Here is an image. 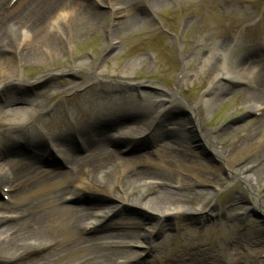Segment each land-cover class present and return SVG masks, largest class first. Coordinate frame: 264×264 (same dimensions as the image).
<instances>
[{
    "label": "bare ground",
    "instance_id": "6f19581e",
    "mask_svg": "<svg viewBox=\"0 0 264 264\" xmlns=\"http://www.w3.org/2000/svg\"><path fill=\"white\" fill-rule=\"evenodd\" d=\"M4 1L0 0V110L5 126L0 131V186L6 184L5 194L17 207L6 215H0V218H8L7 222H0V257L8 259L20 255L29 244L35 249L39 246L32 241L36 239L35 235L29 232V228L25 229L26 224L22 222L31 220L30 230H33L43 215L40 212L27 214L26 208L35 206H18L23 202L20 195L27 190L53 189L56 192L53 203L60 207L70 226L77 229L75 236L81 238L82 244L95 248L96 251L91 253L103 250L97 245L108 247L103 252L104 257L114 253L127 254L129 245L141 246L139 237L148 239L176 227L186 231L188 226L184 219L189 221L196 216L197 220L204 219L207 200L199 201V198L205 191L210 192L219 177L215 169L195 155L188 143L193 137L201 138L203 142L205 138L203 133L195 134L200 126L195 113L197 105L190 107L191 116L184 122L175 118L168 123L164 118V110L179 102L177 92L168 94L158 89L157 94L151 95L142 92L137 84L109 90L95 88L92 93L100 99L99 102L90 105L79 102L67 108L65 114L52 118L50 115L56 103L43 106L49 97L68 91H78L86 97L91 95L88 94L90 88L102 79L103 73L97 70L96 65L84 79L81 78L77 71L84 67L85 60L72 62L60 69L58 72L63 77L58 87L48 92L39 87L31 100L15 98L6 91L9 85L20 84L16 75L19 66L41 60L45 54L54 56L60 53V43L65 35L93 29L104 17L108 21L107 28L113 25V31L132 29L148 20L152 12L170 0H106L110 9L108 14L97 9L99 1L94 0L82 4L75 0H18L11 8L2 7L6 3ZM59 10L61 12L56 13ZM116 10L120 18L113 21L112 13ZM45 16L49 17L45 20ZM220 40L219 44L225 45L226 49L200 46L199 68L219 65L209 81V89L236 78L228 67L236 41L226 42V37ZM237 40L241 41L242 36ZM258 42L264 45V38ZM105 43L108 47L114 45L110 35ZM52 76L50 73L40 81H48ZM251 97L264 98V75L251 92ZM209 101L210 98H205L200 102L207 104ZM33 103L39 106H33ZM145 105L150 107V111L148 117L142 119V110L148 109ZM3 107L6 108L2 110ZM247 107L252 111L258 110L250 103ZM77 113H83L85 119L78 120ZM45 117H49L47 122L43 120ZM129 117L135 120L123 123ZM263 121L264 108L252 124H248L252 133L245 136L243 142L252 144L256 134L254 129L263 126ZM57 123L62 125L60 130L47 131L50 124L56 126ZM146 146L157 152L153 158L148 157L150 150L145 149ZM211 148L219 160L224 159L222 166L227 173H245L243 178L248 183L249 176H257V165L232 161L224 156L220 147L214 145ZM79 149L83 153H79ZM136 150L139 152H134ZM128 151L131 154L123 155ZM259 155L264 159V150ZM54 156L60 162L58 167L39 165L41 160ZM10 159L15 162L8 165ZM84 192L95 196L96 201L100 195L106 197L109 203L75 204V199ZM237 199L224 206V211L234 212L238 206ZM131 211L135 216L126 217ZM145 223L149 227L144 230ZM94 232L96 234L84 235ZM54 248V245L50 246L29 261L49 258L48 253ZM146 248L151 249L152 244ZM217 253L215 244L211 242L195 243L185 254L189 258L188 264H204L206 257ZM133 258L131 256L127 260ZM127 260H113L112 263L120 264ZM254 264L258 262L255 260Z\"/></svg>",
    "mask_w": 264,
    "mask_h": 264
},
{
    "label": "rangeland",
    "instance_id": "374dc122",
    "mask_svg": "<svg viewBox=\"0 0 264 264\" xmlns=\"http://www.w3.org/2000/svg\"><path fill=\"white\" fill-rule=\"evenodd\" d=\"M17 1L5 0L2 7L11 8ZM75 1L82 4L87 0ZM97 1V9L108 14L110 9L106 0H94ZM59 12L61 10L56 13ZM112 14L113 21L120 18L117 10ZM48 17L45 16V20ZM104 18L93 29L65 35L57 55L45 54L41 60L19 66L16 75L20 84L9 85L6 91L15 98L31 100L39 87H44L46 92L58 87L63 77L58 72L60 69L70 66L72 62L85 60L84 67L77 71L81 78L84 79L96 65L97 70L103 73L102 79L90 88L88 94L91 95L86 97L78 91L60 92L49 97L43 106L56 103L50 115L52 118L65 114L67 108L79 102L89 105L99 102L100 99L92 93L95 88L109 90L116 86L137 84L142 92L151 95L157 94L158 89L168 94L177 92L180 100L164 110V118L168 123L175 118L184 122L191 116L190 107L197 105L195 113L200 126L195 134H205V143L197 137L188 140V143L195 155L215 169L219 177L212 184L210 192L205 191L199 198V201L207 200L206 216L199 220L197 216L189 221L184 219L183 222L188 226L186 231L176 227L148 239L139 237L141 246L134 243L128 246L127 254L114 253L104 257L103 252L108 247L97 245L103 250L91 253L96 251L95 248L82 244L81 238L76 237L77 229L70 226L60 207L53 203L56 193L53 189L27 190L20 195L23 202L18 206H35L33 209L26 208L27 214L40 212L43 215L42 221L33 230H30L31 220L22 222L26 224L25 229L29 228V232L35 235L36 239L32 241H36L39 246L35 249L29 244L20 255L8 259L0 257V264H113V260H127L131 256L134 257L132 260L120 264H188L189 258L185 253L195 243L211 242L215 244L218 255L206 257L204 264H254L255 260L258 264H264V159L259 155L264 150V121L263 126L255 127L252 144L243 142L244 137L251 132L248 124H252L264 108V98L251 97V92L264 75V45L258 42L264 38V0H170L152 12L145 22L120 31H113V25L107 28L108 21ZM109 35L114 42L112 47L105 43ZM238 36H242L241 41L237 40ZM223 37L227 38L226 42L236 41L228 59L229 70L234 72L236 78L209 89V81L219 65L200 69V46L212 45L216 49H226L225 45L218 42ZM50 73H53L52 79L40 81L50 76ZM205 98H210V101L201 103ZM249 103L253 107L257 106L258 110H249ZM32 105L39 106L37 103ZM145 107L148 109L142 110V119L147 118L150 111V107ZM2 114L0 110V131L5 127ZM76 116L78 120L85 119L83 113H77ZM48 118L43 120L47 122ZM134 120L129 117L123 123ZM61 127L60 123L56 126L50 124L47 131L55 132ZM214 145L220 147L224 156L232 161L257 165V176H249L248 183L243 178L245 173H227L222 166L225 164L224 159L219 160L213 154L211 147ZM145 149L150 150L149 158L157 153L151 150V146ZM77 151L83 153L82 149ZM134 152L138 153L139 150ZM128 154L131 151L123 153ZM49 159L41 160L39 165L47 168L60 165L57 157ZM14 162V159H10L8 165ZM6 189V184L0 186V215H6V212L17 207L8 200ZM99 197L96 201L95 196L84 192L74 202L81 205L93 204L95 201L99 204L109 203L106 197ZM236 198L238 206L235 211H224V206ZM125 216H135V213L131 211ZM7 221L8 218H0L2 223ZM148 227L149 224L145 223L144 230ZM89 234L96 232L84 235ZM45 242L49 243L44 245ZM149 244H152L151 249L146 248ZM53 245L55 248L48 253L49 258L29 261Z\"/></svg>",
    "mask_w": 264,
    "mask_h": 264
}]
</instances>
